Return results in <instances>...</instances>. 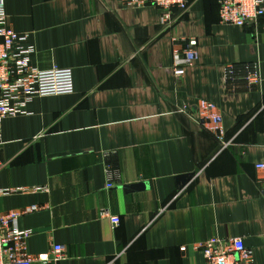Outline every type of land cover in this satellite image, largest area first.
<instances>
[{"label":"crops","instance_id":"0c3cea01","mask_svg":"<svg viewBox=\"0 0 264 264\" xmlns=\"http://www.w3.org/2000/svg\"><path fill=\"white\" fill-rule=\"evenodd\" d=\"M189 1L164 30L153 4L5 0L31 64L74 73L73 93L35 96L0 127V210L40 205L19 220L28 252L66 251L33 264H205L197 245L214 236L241 237L264 264V19L229 25L220 0ZM191 38L198 59L178 77L173 51ZM251 63L261 86L231 91L226 67ZM200 99L233 145L202 128Z\"/></svg>","mask_w":264,"mask_h":264},{"label":"built area","instance_id":"2783aa9c","mask_svg":"<svg viewBox=\"0 0 264 264\" xmlns=\"http://www.w3.org/2000/svg\"><path fill=\"white\" fill-rule=\"evenodd\" d=\"M126 6L155 5L161 12L164 30L178 23L189 9V0H123ZM219 14L222 23L244 27L258 24L264 19V0H220ZM27 34H21L8 25L5 0H0V127L2 120L26 112L28 102L35 96L43 97L70 94L75 90L74 73L71 68L55 67L41 70L31 64L33 46L24 43ZM173 51V71L176 76L184 74L185 68L198 59L195 38L185 39ZM235 64L226 67V79L231 91L257 90L262 83L260 66L251 63L240 71ZM199 123L211 133L225 149L234 144V139L226 138L224 116L220 107L206 99H200ZM260 171L259 183L264 197V160L255 164ZM111 186V185H109ZM5 190L0 191V194ZM38 204L22 210H0V264H33L58 262L66 256L65 247L55 244L51 252L32 255L27 250V240L33 234L31 229L20 227V217L40 209ZM102 214L111 217L114 226L121 219L111 215L109 210ZM202 249L205 264H255L254 253L241 237H211L197 245Z\"/></svg>","mask_w":264,"mask_h":264},{"label":"water","instance_id":"95a60500","mask_svg":"<svg viewBox=\"0 0 264 264\" xmlns=\"http://www.w3.org/2000/svg\"><path fill=\"white\" fill-rule=\"evenodd\" d=\"M187 178H188V176H186ZM181 178H185L184 176L183 177H181Z\"/></svg>","mask_w":264,"mask_h":264}]
</instances>
